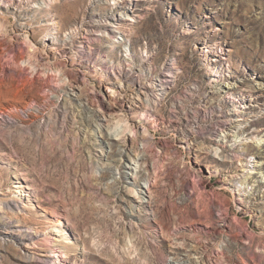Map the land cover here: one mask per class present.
Instances as JSON below:
<instances>
[{"label": "rangeland", "instance_id": "1", "mask_svg": "<svg viewBox=\"0 0 264 264\" xmlns=\"http://www.w3.org/2000/svg\"><path fill=\"white\" fill-rule=\"evenodd\" d=\"M5 35L0 80L54 77L0 88V264H264V0H0Z\"/></svg>", "mask_w": 264, "mask_h": 264}, {"label": "bare ground", "instance_id": "2", "mask_svg": "<svg viewBox=\"0 0 264 264\" xmlns=\"http://www.w3.org/2000/svg\"><path fill=\"white\" fill-rule=\"evenodd\" d=\"M7 37L5 35L4 38H2V37L0 38V48L1 49L3 48L4 54H6V52L9 53L10 52V49H12L13 48V45H14V44H12L11 42L8 41ZM27 44L30 46L31 49L34 48V46L32 45L31 42H27ZM9 56H10V54H9ZM9 59L14 60L15 59V56L12 54ZM31 65L33 66V64H31ZM28 71H29V68L28 67L20 68L19 69L20 75H18L19 76L18 78H17V76H16L15 73L12 74L11 76H7L5 74V76H3L2 79L0 80V88H6L9 85H13V84L15 85L16 84V88L19 89V86H23L24 88H26V89H23L24 92H27L26 90H28L29 87H33L34 84H36L39 80L42 79L41 76L39 75V71L36 69V67L34 68V71L32 73H29ZM52 76L49 74L45 80L42 79V80H44V85L45 86L48 84V82L50 80H52V78L54 77V76L53 77ZM26 97H32V96L31 95H27ZM47 97H49V96H47ZM54 102H55L54 100L51 101V104H49L48 107H51L53 104H55ZM30 116L33 119H39V118L43 117V114L42 113H40V114H33V115H30ZM64 124L66 126H64L65 129H64V132L63 133H65V135L66 134L68 135V133H69V135H70L72 133L71 132V129H70V125L67 122H65V121H64ZM59 126H60V122L54 120V121H52V122H50L48 124V127L49 128H47L46 130L45 129H42L41 132H38V135L36 134L35 136L34 135L32 136V134L30 133L33 138L28 137L26 135L24 136V138H26L27 141L30 143L29 144V148L32 149V150H37V144H39V138L40 137H46L48 139V141H47L48 144H41L39 146V151H36L38 153V160L40 162H42V166H45V167L50 168L49 166L52 165L53 168L56 169V170H58V167L61 164V160H63L61 158V155H62L61 152L62 151L65 152L66 151V147L68 148L67 142H69V141H65L64 137H62V136H64V135H62V133L60 131L62 127L60 128ZM128 130L131 133L137 135V130H135V128L134 129H129L128 126H124L122 128V132L121 133L119 132L116 136H119V134H124ZM26 134H28V133L26 132ZM43 139H45V138H43ZM74 144L75 143H73V145ZM255 144H258L259 146H262V144H264V141H257V142L255 141ZM75 149H76V147H75ZM48 153H50V154H48ZM58 174L59 175H63L62 172H60ZM54 178H55V176H54ZM137 184H138L139 187H141V191H142V188H144V185H142L141 182H138ZM140 198H142V197H140ZM86 220L88 222L91 219L88 217ZM7 226L9 227V229L12 228V224H8ZM23 237L25 239H27V240H32V236L30 235V233L28 234V232H25L23 234ZM53 253L55 254L56 252H53Z\"/></svg>", "mask_w": 264, "mask_h": 264}]
</instances>
